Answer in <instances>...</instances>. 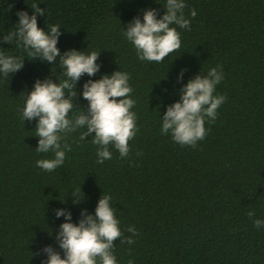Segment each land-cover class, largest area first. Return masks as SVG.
Segmentation results:
<instances>
[{
  "label": "trees",
  "instance_id": "16d2710c",
  "mask_svg": "<svg viewBox=\"0 0 264 264\" xmlns=\"http://www.w3.org/2000/svg\"><path fill=\"white\" fill-rule=\"evenodd\" d=\"M185 2L191 29L177 28L181 48L156 63L140 60L124 33L144 9L161 18L166 0H0V52L24 60L18 72L0 73V264H42L49 245L63 257L55 236L66 220L56 210L70 211L78 224L82 210L95 214L103 194L111 195L124 236H132L130 226L139 233L131 245L115 241L118 264H264V226L253 225L264 220V0ZM34 3L45 9L39 27L60 26L61 54L101 52L100 71L77 83L70 116L89 106L86 81L129 74L139 131L128 157L109 146L112 158L98 164V146L91 137L81 141L86 129H78L67 137L71 151L62 166H37L54 153L36 151L38 120L22 118L25 95L38 79L59 83L64 69L59 57L53 65L33 60L17 41H3L16 30L17 12L32 15ZM218 66L224 79L216 94L226 101L215 122L206 121L205 139L193 148L163 135L162 117L183 86ZM75 189L85 196L79 204Z\"/></svg>",
  "mask_w": 264,
  "mask_h": 264
},
{
  "label": "clouds",
  "instance_id": "9594fccd",
  "mask_svg": "<svg viewBox=\"0 0 264 264\" xmlns=\"http://www.w3.org/2000/svg\"><path fill=\"white\" fill-rule=\"evenodd\" d=\"M30 6L33 14L29 15L24 10L17 12L19 22L16 30L4 36L3 41H17L33 60L40 59L53 65L59 57L65 77L59 79V83L51 78L38 79L34 89L25 95L22 118L25 121L38 120L36 151L54 153L52 159L38 160L37 166L48 172L62 166L66 152L71 151L67 137L78 129H86L80 134L81 141L91 137L92 143L98 146V164L112 158L109 146L118 150L121 158L128 157L131 150L129 141L139 131L136 113L132 111L136 101L130 96L133 89L129 84V74L120 70L105 74L98 80L86 81L82 95L89 106L86 111L81 109L79 114L70 116L76 107L77 83L85 74L93 77L100 71L101 65L97 60L101 52L72 49L61 54L57 47L62 34L60 26L50 25L47 31L39 27L37 18L45 14V9L35 3ZM163 6L166 12L161 18H158L157 9L147 8L143 10L142 20L137 16L125 27L126 39L134 45L140 60L163 62L181 48V33L177 28L191 29V20L184 13L187 7L185 0H166ZM196 15V10L192 9L191 16L194 18ZM23 66L22 58L0 52V73L5 78ZM183 75L184 70L179 74L178 82L182 81ZM223 79L222 66L189 79L180 90V100L167 107L162 117L161 133H170L174 142L195 148L207 135L206 121L215 122L218 109L226 101V96L216 94V87ZM71 195L75 197L74 204L85 198L81 189L73 190ZM111 200V195L103 194L95 214L82 210L78 224L72 222L70 211L56 210V217L63 216L66 220L55 236L64 255L62 257L52 246H46L42 251L48 258L42 264H118L114 255L115 241L120 239L121 243L131 245L135 242L132 236L139 233L135 226H130L127 231L132 236H124ZM247 215L254 217L255 210H250ZM253 225L260 228L264 226V220L255 219ZM128 264H134L133 260L129 259Z\"/></svg>",
  "mask_w": 264,
  "mask_h": 264
}]
</instances>
